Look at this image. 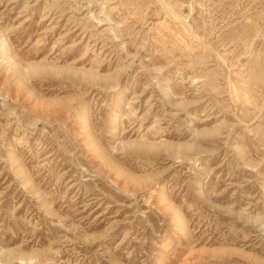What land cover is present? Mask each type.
I'll return each instance as SVG.
<instances>
[{
    "label": "rangeland",
    "instance_id": "obj_1",
    "mask_svg": "<svg viewBox=\"0 0 264 264\" xmlns=\"http://www.w3.org/2000/svg\"><path fill=\"white\" fill-rule=\"evenodd\" d=\"M0 264H264V0H0Z\"/></svg>",
    "mask_w": 264,
    "mask_h": 264
}]
</instances>
